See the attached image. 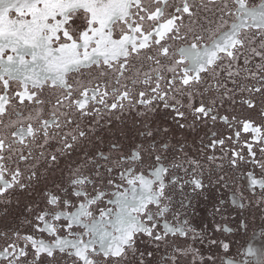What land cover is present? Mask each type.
Masks as SVG:
<instances>
[{"label": "snow or ice", "instance_id": "obj_1", "mask_svg": "<svg viewBox=\"0 0 264 264\" xmlns=\"http://www.w3.org/2000/svg\"><path fill=\"white\" fill-rule=\"evenodd\" d=\"M0 264H264V0H0Z\"/></svg>", "mask_w": 264, "mask_h": 264}]
</instances>
